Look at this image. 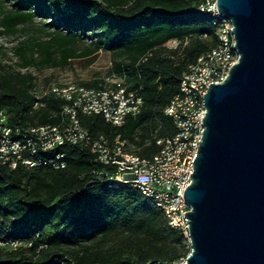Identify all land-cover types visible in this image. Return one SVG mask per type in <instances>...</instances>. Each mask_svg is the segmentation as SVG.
<instances>
[{
	"label": "trees",
	"instance_id": "trees-1",
	"mask_svg": "<svg viewBox=\"0 0 264 264\" xmlns=\"http://www.w3.org/2000/svg\"><path fill=\"white\" fill-rule=\"evenodd\" d=\"M202 2L14 0L1 24L14 33L36 17L51 20L46 25L54 27L55 34L46 45H38L42 59L31 58L27 65L64 68L72 59L94 60L101 50L112 53L114 74L133 79L129 87L143 97L144 106L123 126H114L101 115H82V124L91 133L115 139L133 138L140 131V138L146 139L154 130L155 135L168 137L175 128L165 109L179 93L188 65L217 45L214 18L199 9ZM86 30L93 47L77 51L74 45ZM171 40L184 48L182 58L176 57L181 47L167 48ZM19 53L23 55V50ZM33 80L32 74L0 73V112L13 128L61 122L64 101L48 94L35 108ZM58 150L66 154L64 169L20 165L11 170L0 164V239L24 243L18 249L0 248V264H173L188 256L187 240L168 225L152 199L130 184L111 186L88 147Z\"/></svg>",
	"mask_w": 264,
	"mask_h": 264
},
{
	"label": "built area",
	"instance_id": "built-area-1",
	"mask_svg": "<svg viewBox=\"0 0 264 264\" xmlns=\"http://www.w3.org/2000/svg\"><path fill=\"white\" fill-rule=\"evenodd\" d=\"M199 9L210 14L217 27V45L188 65L180 81L179 93L165 109L175 134L153 137L158 150L142 157L129 150L128 140L109 138L104 133H91L81 121L82 115H101L114 126H123L129 116H137L144 99L131 90L124 76L114 75L99 88L77 83H53L42 96L35 94V108L41 99L54 94L64 101L59 124L11 127L7 115L0 112V164L11 170L20 165L28 168L67 166L64 146L88 147L103 166L100 172L113 185L130 184L153 200L170 227L180 232L190 245V225L186 213L191 211L185 201L186 189L192 184L194 160L202 141L203 117L207 109L204 94L210 84L224 82L239 60L232 21L219 13L218 0H203ZM42 103V104H41ZM53 153L51 157L44 154ZM43 154V155H42ZM24 243L17 239H0V248L18 249ZM173 264H186V258Z\"/></svg>",
	"mask_w": 264,
	"mask_h": 264
},
{
	"label": "water",
	"instance_id": "water-1",
	"mask_svg": "<svg viewBox=\"0 0 264 264\" xmlns=\"http://www.w3.org/2000/svg\"><path fill=\"white\" fill-rule=\"evenodd\" d=\"M239 60L210 84L184 198L191 207L186 264H264V0H218Z\"/></svg>",
	"mask_w": 264,
	"mask_h": 264
},
{
	"label": "rangeland",
	"instance_id": "rangeland-1",
	"mask_svg": "<svg viewBox=\"0 0 264 264\" xmlns=\"http://www.w3.org/2000/svg\"><path fill=\"white\" fill-rule=\"evenodd\" d=\"M13 4L14 0H0V73L7 76H13L17 73L21 75L32 74L34 77L32 89L38 96H42L51 83L82 82L91 84L114 78V75H116L114 74V59L112 53L105 50H101L94 60L86 58L72 59L70 64L64 68L39 67L36 64L27 65L26 62L31 58H34L36 61L42 59L38 45H46L54 36L55 28L46 25L51 20H46L44 17H36L33 21L18 26L16 32L7 33L1 21L11 11V5ZM93 41L90 31L86 30L85 36L80 38L74 46L77 51H83L93 47ZM166 45L168 49H176L182 46L177 40H171ZM21 49L23 50V55L19 53ZM32 49L35 51L34 55ZM183 51L184 48L181 47L176 57L182 58L184 56ZM164 53L168 54V52ZM55 57L59 59L60 53L56 52ZM116 60L123 61L124 59ZM150 133L148 138L155 135L154 130Z\"/></svg>",
	"mask_w": 264,
	"mask_h": 264
},
{
	"label": "crops",
	"instance_id": "crops-1",
	"mask_svg": "<svg viewBox=\"0 0 264 264\" xmlns=\"http://www.w3.org/2000/svg\"><path fill=\"white\" fill-rule=\"evenodd\" d=\"M99 52L100 51L96 52L95 55L99 54ZM86 59H91V58H86ZM124 77L126 79V76L125 75H124ZM126 82H127V84L129 86H131L134 81H133V79L131 77H127ZM94 83H97L98 86H102L103 85L102 81H100V82H93L91 84H94ZM51 84H53V83H51ZM51 84H49L48 86H50ZM77 84L82 85V86L84 85V83H82V82L81 83H77ZM140 134H141V132L139 131L138 134H136L133 138H121V136H119V137L121 139H125V140H128L129 141V143H130L129 150L130 151H132L134 153H137V154H139L142 157H150L153 154H155L157 152V150H158L157 146L154 144V141H153V137L155 135H152L151 138L146 137V139H141L140 138ZM152 145H155L154 146L155 147V151H154V149L151 148ZM146 154H148V155H146Z\"/></svg>",
	"mask_w": 264,
	"mask_h": 264
}]
</instances>
